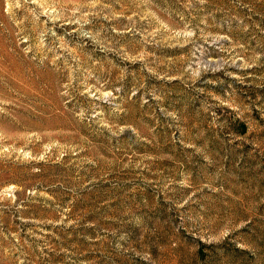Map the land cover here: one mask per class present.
<instances>
[{
  "label": "rangeland",
  "instance_id": "obj_1",
  "mask_svg": "<svg viewBox=\"0 0 264 264\" xmlns=\"http://www.w3.org/2000/svg\"><path fill=\"white\" fill-rule=\"evenodd\" d=\"M0 264H264V0H0Z\"/></svg>",
  "mask_w": 264,
  "mask_h": 264
}]
</instances>
